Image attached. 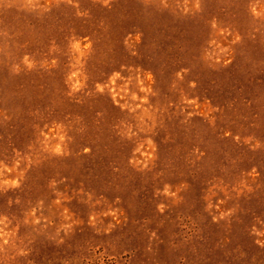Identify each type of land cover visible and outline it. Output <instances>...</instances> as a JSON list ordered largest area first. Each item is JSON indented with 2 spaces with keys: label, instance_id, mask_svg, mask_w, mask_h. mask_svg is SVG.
Returning a JSON list of instances; mask_svg holds the SVG:
<instances>
[{
  "label": "rangeland",
  "instance_id": "1",
  "mask_svg": "<svg viewBox=\"0 0 264 264\" xmlns=\"http://www.w3.org/2000/svg\"><path fill=\"white\" fill-rule=\"evenodd\" d=\"M0 264H264V0H0Z\"/></svg>",
  "mask_w": 264,
  "mask_h": 264
}]
</instances>
